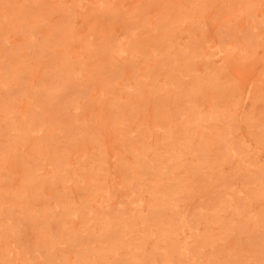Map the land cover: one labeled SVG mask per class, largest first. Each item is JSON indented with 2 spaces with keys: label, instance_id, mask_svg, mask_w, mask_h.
I'll list each match as a JSON object with an SVG mask.
<instances>
[{
  "label": "rangeland",
  "instance_id": "obj_1",
  "mask_svg": "<svg viewBox=\"0 0 264 264\" xmlns=\"http://www.w3.org/2000/svg\"><path fill=\"white\" fill-rule=\"evenodd\" d=\"M0 264H264V0H0Z\"/></svg>",
  "mask_w": 264,
  "mask_h": 264
}]
</instances>
